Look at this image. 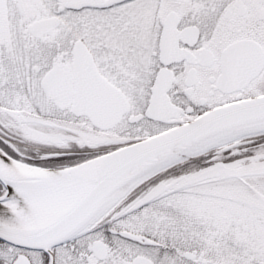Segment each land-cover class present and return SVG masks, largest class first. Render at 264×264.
Listing matches in <instances>:
<instances>
[{
	"label": "snow or ice",
	"instance_id": "obj_1",
	"mask_svg": "<svg viewBox=\"0 0 264 264\" xmlns=\"http://www.w3.org/2000/svg\"><path fill=\"white\" fill-rule=\"evenodd\" d=\"M0 264H264V0H0Z\"/></svg>",
	"mask_w": 264,
	"mask_h": 264
}]
</instances>
